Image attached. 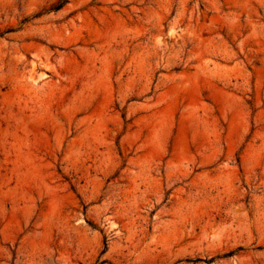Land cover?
<instances>
[{"label":"rangeland","instance_id":"374dc122","mask_svg":"<svg viewBox=\"0 0 264 264\" xmlns=\"http://www.w3.org/2000/svg\"><path fill=\"white\" fill-rule=\"evenodd\" d=\"M0 264H264V0H0Z\"/></svg>","mask_w":264,"mask_h":264}]
</instances>
